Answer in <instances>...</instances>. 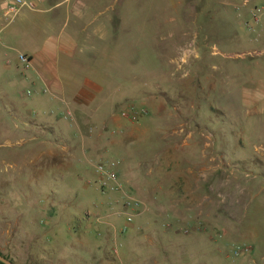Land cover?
Wrapping results in <instances>:
<instances>
[{"label": "crops", "instance_id": "0c3cea01", "mask_svg": "<svg viewBox=\"0 0 264 264\" xmlns=\"http://www.w3.org/2000/svg\"><path fill=\"white\" fill-rule=\"evenodd\" d=\"M26 1L34 2L35 8L24 5L14 21L7 23L0 14V63L3 68L14 67L20 72L18 78L23 86L37 89L34 99L22 105H34L37 114L33 122L54 137V140L41 142L40 147L45 149L42 153H47L50 159L57 157L66 162L59 168L71 170L81 181L89 170L90 160L104 158L99 144L91 141L90 130L120 124L121 103L137 106L140 101L152 106L150 90L132 91L130 82L145 84L155 75L156 79L167 75L168 64L184 60L182 49L187 46L192 31L200 35L197 57L199 67L201 64L203 67H198L201 74L208 59L206 46L212 47V39L224 32L228 49L224 57L228 61L223 60L221 69H216L221 75L210 74L206 79L215 80L216 85L226 76L228 95L225 91L223 95L228 98V104L234 107L241 121L246 120L248 128L257 129L246 134L241 127L240 145L243 147L248 141L255 150V144L264 140V25L256 26L253 31L247 27L252 24L249 10L260 0H251L248 6H243L244 0ZM6 2L0 0V10ZM202 16H207L206 20H201ZM249 51L253 54L248 55ZM19 53L30 57L28 67L19 66ZM129 97L132 100L126 102ZM37 102L40 104L36 105ZM47 103L50 105L45 106ZM66 111L72 113L71 120L64 119ZM211 111L221 110L213 108ZM141 120V128L132 120L123 122L125 137L135 139L132 143L135 148L144 147L151 152V119L142 115ZM197 120L176 122L177 136L186 128H198ZM194 132L188 133L182 146L194 145ZM254 133L258 134L253 141L249 136ZM185 148L184 151L189 152L188 147ZM252 154L264 163L263 154ZM246 156L237 150L235 157L241 166L228 169V173L240 176L249 186L256 182V187L248 188L252 200L242 198L240 206L235 207L239 210L230 216H240L239 226L232 221L240 229L235 237L255 247L258 259L264 258V169L262 173H253L249 167L245 168ZM71 160L82 162L81 168L71 166ZM191 160L187 158L188 164L184 167H173L174 161L169 164L170 158L168 164L159 168L149 166L145 176H150V180L144 185L136 177L137 169L142 162L149 165L150 158L132 160L130 188L143 200L144 209L124 232L126 244L117 239V231L122 232L126 222L124 218L120 222L112 220L119 206L107 202L111 196H105V204L99 211L94 204L97 211H88L89 216L87 210H82L84 202L78 199L81 213L71 215L65 224L70 235L66 243L75 251L76 264H215L212 231L216 212L214 194H211L215 191V182L211 179L216 169L198 167ZM249 175H255V180H249ZM92 182H83L84 191L90 187L96 189ZM110 207H116L113 213ZM102 209L108 212H101ZM188 217L195 222L190 223ZM185 223L194 227L191 236L184 235ZM232 230L229 226L228 234L231 235ZM101 238L105 243L99 241ZM117 244L125 246L119 255L113 252ZM187 250L190 259L185 257ZM259 261L257 264H261Z\"/></svg>", "mask_w": 264, "mask_h": 264}, {"label": "rangeland", "instance_id": "374dc122", "mask_svg": "<svg viewBox=\"0 0 264 264\" xmlns=\"http://www.w3.org/2000/svg\"><path fill=\"white\" fill-rule=\"evenodd\" d=\"M205 18L207 16H202L201 20ZM196 34V31H192L188 35V44L181 53L184 60L179 59L168 64L167 75H161V79H156L155 75L151 80L148 78L145 84L130 82L132 91L142 88L152 93V106L137 101V106L147 109L148 113L145 116L151 119L149 124L152 126L151 152L144 147L135 148L136 145L132 144L135 139L125 137L123 122L132 120L141 128L143 124L141 117L133 120L118 113L120 124L90 130L91 141L99 144L98 149L102 150L103 159L115 162L120 177L129 188L132 187L129 181L133 178L129 164L132 160L136 162L143 157L147 160L150 158L151 163L148 165L147 162H142L137 169L136 177L142 185L150 180V176H145L149 166L159 168L162 164H168L169 158V164L174 161L173 167L186 166L188 164L186 159L190 157L193 164L198 167L215 168L216 174L211 179L215 182V191L211 193L214 194L216 212L215 227L212 231V240L216 245L215 264H257L258 260L263 264L264 258L257 259L254 254L255 247L235 237L240 233L238 228L240 216H230L239 210L235 207H238L242 198L248 202L252 200L248 188H255L256 182L249 186L240 176L228 173V169L241 166V162L238 163L235 157L239 150L248 156L244 158L246 161L244 167L247 169L249 167L253 173H262L264 163L258 161L252 153L264 155V140L255 144V150H252L248 141L243 147L240 145L241 127L246 130V134L250 131L253 133L254 130L257 132V129L254 127L252 131L248 128L247 123H244L246 120L241 121L234 107L228 104V98L223 95V91L228 95L226 76L222 77L223 82L219 81L216 85L215 80L206 79L210 74L221 75L216 69H221L223 60L228 61L224 57V52L228 50L225 47L227 40L223 38L224 32H221V35L216 34V38L210 42L212 47L206 46L208 59L202 74L198 69L200 61L197 43L200 35ZM213 45L216 48H213ZM199 68H203L202 64ZM18 73L20 72H16L14 67L3 68L0 63V253L15 264H68L69 261L76 264L75 251L66 243L70 235L65 224L71 215L75 217L81 213V203H78L80 202L78 199L84 202L85 207L82 210H87L86 213L88 211L96 213L105 204V195L91 187L84 191L82 186L83 182L88 184L89 180L93 181L92 183L96 182L95 165L100 157L90 160L89 170L83 174L82 182L75 176L76 173L72 174L71 170L59 168L66 162L60 161L57 157L50 159L47 153H42L45 149L40 147L41 142L54 140V137L33 122L37 114L35 106L22 105L34 99L38 92L34 87L23 86ZM210 82L213 84L209 85ZM124 90L126 91V88ZM129 100L132 98L129 97L126 102ZM124 103H121L122 111L129 105L128 103L127 106H123ZM49 105L50 103H47L45 106ZM213 108L221 111L212 113ZM235 108H238L237 104ZM25 115H28V118ZM189 119H198L200 126L194 129L186 128L182 135L179 134L181 136H177L179 129L175 123ZM192 130L195 131L196 137L194 145L182 146L183 139ZM258 133L247 137L254 141ZM243 136L242 138L246 140ZM260 136L263 137L262 134ZM185 147H188L189 152L184 151ZM81 163L78 160L70 161L71 166L78 169L81 168ZM137 165L138 163L135 166ZM248 179L255 180V175H249ZM94 204L98 205L97 210ZM114 208L116 207H110V212L113 213ZM187 211L191 212V209ZM101 212L108 211L102 209ZM86 215L89 216V213ZM123 218V215L116 213L112 216V220L116 222L122 221ZM188 221L195 222L191 217H188ZM232 221H236L238 226H234ZM229 226L233 228L231 235L228 234ZM186 228L189 229V233L184 235L191 236L194 232L193 225L185 223L184 229ZM123 234L124 232L118 230L117 239L126 244L124 239L126 234ZM99 241L105 243L102 238ZM235 244L253 247L251 257L233 261L229 256V250ZM113 245L115 243L112 242L111 247ZM124 248V245L120 246L119 251L122 252ZM184 254L190 259L189 250Z\"/></svg>", "mask_w": 264, "mask_h": 264}, {"label": "built area", "instance_id": "2783aa9c", "mask_svg": "<svg viewBox=\"0 0 264 264\" xmlns=\"http://www.w3.org/2000/svg\"><path fill=\"white\" fill-rule=\"evenodd\" d=\"M251 0H244L243 6H248ZM24 5H28L30 8H35V3L26 0H7L4 9L0 10L3 21L10 23L16 19L18 13ZM250 18L252 24H248L247 27L253 31L258 25H264V0H260L259 4L251 6ZM1 43V37H0ZM253 54L252 51L248 52V55ZM17 60L21 68H26L30 65V57L19 53ZM148 113L147 109L139 108L135 105H129L127 109L121 111V116L124 118H130L137 120L142 115ZM64 119H72V113L66 111L63 113ZM96 182L94 186L96 189L105 196H111L107 200L110 205L119 206V215H123L126 226L123 227L122 232L128 230V225L132 224L134 220L140 216L144 209L143 201L137 197L133 191L126 185L121 179L120 174L116 169L115 162L111 159H100L95 165ZM184 233H189V229H183ZM120 245L117 244L114 247V254H119ZM253 253V247L247 244H235L229 250V256L233 261H240L244 258H250ZM241 264V263H239Z\"/></svg>", "mask_w": 264, "mask_h": 264}, {"label": "water", "instance_id": "95a60500", "mask_svg": "<svg viewBox=\"0 0 264 264\" xmlns=\"http://www.w3.org/2000/svg\"><path fill=\"white\" fill-rule=\"evenodd\" d=\"M0 261L4 264H15L12 261H10L9 259L3 257L2 255H0Z\"/></svg>", "mask_w": 264, "mask_h": 264}, {"label": "trees", "instance_id": "16d2710c", "mask_svg": "<svg viewBox=\"0 0 264 264\" xmlns=\"http://www.w3.org/2000/svg\"><path fill=\"white\" fill-rule=\"evenodd\" d=\"M0 255H2L1 253H0ZM4 256V255H3ZM6 257V256H5ZM7 259H8V257H6ZM10 261H12L11 259H9ZM13 262V261H12ZM14 263V262H13ZM0 264H4V263H2L1 261H0Z\"/></svg>", "mask_w": 264, "mask_h": 264}]
</instances>
